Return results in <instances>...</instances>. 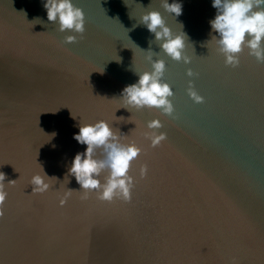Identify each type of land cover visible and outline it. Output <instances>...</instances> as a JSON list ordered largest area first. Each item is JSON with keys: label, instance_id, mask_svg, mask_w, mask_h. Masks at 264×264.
Wrapping results in <instances>:
<instances>
[{"label": "water", "instance_id": "1", "mask_svg": "<svg viewBox=\"0 0 264 264\" xmlns=\"http://www.w3.org/2000/svg\"><path fill=\"white\" fill-rule=\"evenodd\" d=\"M44 2L0 0V172L16 180L6 185L0 264H264V63L245 48L237 67L225 65L209 41L219 38L212 0H175L178 17L161 0H72L84 13L82 37L57 31ZM153 10L188 38V64L152 44L174 93L172 116L120 108L135 71H151L154 35L139 22ZM67 35L76 42L64 43ZM189 80L203 103L187 95ZM101 119L142 149L130 202L101 201L95 191L82 199L74 176L64 181L86 148L73 138L80 123ZM152 119L163 126L151 131L167 137L155 147L143 136ZM40 166L56 179L32 193Z\"/></svg>", "mask_w": 264, "mask_h": 264}, {"label": "clouds", "instance_id": "2", "mask_svg": "<svg viewBox=\"0 0 264 264\" xmlns=\"http://www.w3.org/2000/svg\"><path fill=\"white\" fill-rule=\"evenodd\" d=\"M160 6L175 17L182 14V5L175 0L172 3L161 0ZM43 7L47 21L58 25L57 31H70L82 37L85 32L84 13L72 0H45ZM212 7L216 9V15L209 24L219 38L211 36L209 41L215 42L216 51L223 55L225 65L237 67L240 63L239 54L245 48L248 49L249 56L254 57L258 63H264V0H212ZM139 24L154 35V40L148 41L149 48L145 51V60L150 63L151 71H135L139 78L136 83L127 85L122 90L119 98L122 105L120 108L158 109L161 116H172L174 106L169 98L174 93L170 85L163 82L165 62L162 59H153V56H159L160 53L152 51V44L156 42L160 51L172 60H183L188 64L190 58L183 55L187 35L181 30L179 34H173L160 12L154 10L142 14ZM136 26L133 25V28ZM76 39L75 35H67L64 37V43H75ZM186 75L192 77L195 74L191 69H187ZM186 91L194 103H203V97L194 90L191 80L188 81ZM128 121L131 122L130 117ZM162 126L159 119L147 122L149 131H145L143 136L150 141L152 147L158 146L167 138L163 132L157 134L156 131H151ZM125 137L102 119L92 124L80 123L79 132L74 134L73 138L79 144L86 145V148L84 152L75 154L64 181L68 183V176H74L80 185V191H83L82 199H87L89 193L95 191L96 198L101 201L121 199L130 202L136 182L135 177L130 174V169L142 149L135 142L122 143ZM40 168L43 175L36 174L30 180L32 193H44L51 187L47 180L56 179L49 178L41 166ZM105 171L107 175L101 181V174ZM147 172V165H140L141 179L146 177ZM5 180V174L0 172V218L5 214L4 203L8 195L6 185H13L16 181L5 183ZM72 191L67 189L64 192L59 201L61 206L66 203Z\"/></svg>", "mask_w": 264, "mask_h": 264}]
</instances>
